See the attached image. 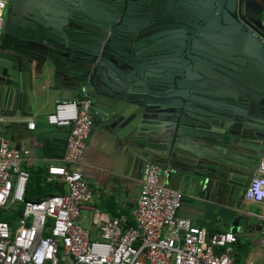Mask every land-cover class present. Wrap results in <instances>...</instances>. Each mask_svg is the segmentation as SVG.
Segmentation results:
<instances>
[{"label":"water","instance_id":"water-1","mask_svg":"<svg viewBox=\"0 0 264 264\" xmlns=\"http://www.w3.org/2000/svg\"><path fill=\"white\" fill-rule=\"evenodd\" d=\"M8 1L10 6L30 12L41 6L59 17L65 16L47 8V5L63 8V0ZM189 1L187 13L183 14L186 19L180 25L168 26L170 29L160 35L154 49V64L146 69L136 66L135 45L119 32L104 45L94 32L78 34L75 40H59L66 48H59L52 62L49 58L42 60L45 53L31 50L28 52L34 56L24 60L27 55L17 49L21 48L20 43L29 40L28 36L14 35L8 27L0 41V118L13 119L0 120V140L17 144L28 134L27 123L14 119L31 114L34 85L39 89L41 101L51 96L73 101L84 87L92 101V113L112 127L122 142L130 144L142 163L169 170V175L180 174L189 189L211 186L233 192V184L220 175L219 166L185 146L192 142L196 147L199 137L195 108L198 55L213 52L214 32L220 23L214 9L226 0ZM76 15L83 18V8ZM200 19L205 23L203 28L199 27ZM87 21L101 27L98 22L88 18ZM58 22L59 30L63 29L64 20ZM29 28L37 34L39 25L32 24ZM15 149L24 151L21 145ZM239 220L234 221L231 232H239ZM259 232L264 236L262 228Z\"/></svg>","mask_w":264,"mask_h":264},{"label":"built area","instance_id":"built-area-1","mask_svg":"<svg viewBox=\"0 0 264 264\" xmlns=\"http://www.w3.org/2000/svg\"><path fill=\"white\" fill-rule=\"evenodd\" d=\"M8 0H0V41ZM13 118L1 117V121ZM48 125L67 127L64 166L49 165L47 182H59L66 192L39 202L26 201L29 174L22 168L25 151L0 143V264H233L231 231L206 235L187 219L177 217L181 193L162 182L167 171L146 163L132 212L133 225L97 216L100 239H92L79 223L81 208L93 191L76 169L92 127V101L81 87L73 101L56 100L45 117ZM34 129V122H27ZM246 203L264 201V151L243 192Z\"/></svg>","mask_w":264,"mask_h":264},{"label":"flooded vegetation","instance_id":"flooded-vegetation-1","mask_svg":"<svg viewBox=\"0 0 264 264\" xmlns=\"http://www.w3.org/2000/svg\"><path fill=\"white\" fill-rule=\"evenodd\" d=\"M171 1L63 0V8L47 5L51 11L65 13L63 18L41 6L30 12L7 1L2 36L8 27L14 35L23 33L29 40L19 42L17 52L27 55L24 60L34 56L31 50L45 53L42 60L54 62L58 49L66 48L59 40L94 32L104 45L119 32L134 43L136 66L146 69L154 64L160 35L186 19L183 14L190 1ZM81 8L83 18L76 15ZM214 12L220 23L213 52L198 55L196 146L199 156L219 166L220 175L230 179L231 189L241 199L264 151V0H226ZM58 19L64 20L63 29L59 30ZM32 24L39 25L37 34L29 28ZM198 24L203 28L205 23L200 19Z\"/></svg>","mask_w":264,"mask_h":264},{"label":"crops","instance_id":"crops-1","mask_svg":"<svg viewBox=\"0 0 264 264\" xmlns=\"http://www.w3.org/2000/svg\"><path fill=\"white\" fill-rule=\"evenodd\" d=\"M31 114L15 121L34 122V129L17 144L26 152L22 168L28 172H46L49 165L64 166L65 151L69 128L48 125L45 117L53 111L58 98L39 100V89L34 85ZM103 112V111H102ZM92 127L85 141L81 163L76 169L82 174L86 184L93 191V199L81 208L79 223L89 232L92 239H100L95 218L106 216L122 219L124 225H133L132 212L139 195L140 178L144 163L137 153L122 142L112 127L92 113ZM3 140H0V143ZM5 142V141H4ZM185 145L184 142L180 143ZM197 150L194 143L185 145ZM162 176L161 180L169 188L181 193L177 217L187 219L193 226L201 228L209 236L218 231H231L234 221L239 220L240 230L233 246V264H264V236L260 235L258 221H264V201L260 204L246 203L230 189L203 187L189 189L182 183L181 175ZM59 183V182H58ZM61 184V183H59ZM63 192H66L64 185ZM248 225V227H246ZM244 240L241 245L240 241ZM241 246H244L243 248Z\"/></svg>","mask_w":264,"mask_h":264},{"label":"trees","instance_id":"trees-1","mask_svg":"<svg viewBox=\"0 0 264 264\" xmlns=\"http://www.w3.org/2000/svg\"><path fill=\"white\" fill-rule=\"evenodd\" d=\"M63 184L58 182H47L46 172H30L29 179L26 184L24 199L26 201L39 202L43 198L56 194H63ZM1 221H6L12 224L11 216H3Z\"/></svg>","mask_w":264,"mask_h":264},{"label":"rangeland","instance_id":"rangeland-1","mask_svg":"<svg viewBox=\"0 0 264 264\" xmlns=\"http://www.w3.org/2000/svg\"><path fill=\"white\" fill-rule=\"evenodd\" d=\"M257 226L259 227V229H261L262 228V231H263V233H264V221L262 220V221H258L257 222ZM240 243H241V245H243L245 242H244V240L242 239L241 241H240ZM245 245V244H244ZM242 248L244 247V246H241Z\"/></svg>","mask_w":264,"mask_h":264}]
</instances>
